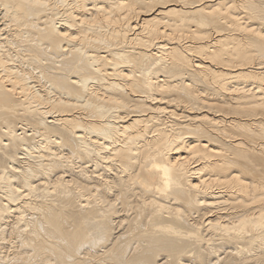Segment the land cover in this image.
I'll list each match as a JSON object with an SVG mask.
<instances>
[{
    "label": "bare ground",
    "instance_id": "6f19581e",
    "mask_svg": "<svg viewBox=\"0 0 264 264\" xmlns=\"http://www.w3.org/2000/svg\"><path fill=\"white\" fill-rule=\"evenodd\" d=\"M0 264H264V0H0Z\"/></svg>",
    "mask_w": 264,
    "mask_h": 264
}]
</instances>
